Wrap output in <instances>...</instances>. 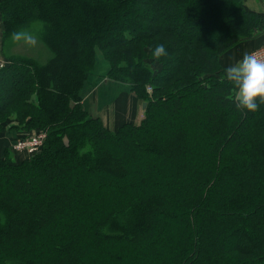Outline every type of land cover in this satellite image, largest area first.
Wrapping results in <instances>:
<instances>
[{
	"label": "trees",
	"instance_id": "obj_1",
	"mask_svg": "<svg viewBox=\"0 0 264 264\" xmlns=\"http://www.w3.org/2000/svg\"><path fill=\"white\" fill-rule=\"evenodd\" d=\"M0 16L6 37L41 22L53 53L0 69V119L46 131L36 154L0 159V264H264V104L238 108L220 62L264 28L258 14L243 0H0ZM157 44L169 55L151 72ZM97 51L146 104L138 124L90 117Z\"/></svg>",
	"mask_w": 264,
	"mask_h": 264
},
{
	"label": "crops",
	"instance_id": "obj_2",
	"mask_svg": "<svg viewBox=\"0 0 264 264\" xmlns=\"http://www.w3.org/2000/svg\"><path fill=\"white\" fill-rule=\"evenodd\" d=\"M243 6L247 11L258 14L264 20V0H243ZM257 32L261 34L257 35ZM257 32L253 37L238 43L226 51L221 56L222 65L228 68L240 60L244 53L263 46L264 28ZM105 72L106 69L99 76H103ZM100 78L94 77L92 80L89 78L88 84L86 80L85 89L82 91V98H84L85 102H88L90 99L95 102L93 109L96 115L92 114V116L101 117L110 130H114L123 123H139L141 116H143L142 103H138L137 98L133 94L126 92L118 84L108 80L100 81ZM25 134V132L18 128L15 120L7 124L5 131L0 134V159L5 154L10 158L12 163H19L29 157V155L23 152H17L12 149L15 141L27 136Z\"/></svg>",
	"mask_w": 264,
	"mask_h": 264
},
{
	"label": "clouds",
	"instance_id": "obj_3",
	"mask_svg": "<svg viewBox=\"0 0 264 264\" xmlns=\"http://www.w3.org/2000/svg\"><path fill=\"white\" fill-rule=\"evenodd\" d=\"M260 34L257 32V35ZM10 40L14 44L23 43L26 46H34L37 42L36 36L24 28L13 31ZM151 55L159 61L169 53L165 45L157 44ZM224 78L233 86L234 100L238 108L256 112L259 105L264 104V58L246 52L240 60L225 69Z\"/></svg>",
	"mask_w": 264,
	"mask_h": 264
},
{
	"label": "rangeland",
	"instance_id": "obj_4",
	"mask_svg": "<svg viewBox=\"0 0 264 264\" xmlns=\"http://www.w3.org/2000/svg\"><path fill=\"white\" fill-rule=\"evenodd\" d=\"M153 13H154L153 11H150L148 14L152 15ZM24 29H27L28 31L32 32L36 36L37 42L34 46H26L23 43H20V44L12 43L10 40V37H6V35H4L5 34L4 24H3L1 16H0V57L1 58L3 57L4 59H6L7 62H9L7 58L15 57V58H20V59H22V58L23 59H29V60H32L33 62H35L39 65H46L49 62V60L52 58L53 53H52V50L50 48V45L46 43V41L44 39V35H42V33H43L42 23L39 21H36V22L34 21L27 28H24ZM252 51L253 50H251L250 52H252ZM144 58H145L144 59L145 62H143V64L146 65V67L149 68V70L151 72H155L156 70H159L161 68V65L158 64L156 61H154L152 56H146ZM220 62H221V57H220ZM109 66L110 65H109L108 61L104 59L103 55L99 51H97L93 72L89 76V78H91L90 80H92V78H94V77L100 78L102 75L99 76V74L103 73L106 69L105 74L102 76V78L99 79L100 81L108 80L112 83H116L119 85V87H122L123 89H125L126 92H130L131 94H133V96L135 98H137L134 95V93L132 92L131 87L128 84H125L122 82H117L114 80H110L106 77L107 72L109 70ZM89 78H87V84H88ZM101 79H103V80H101ZM106 82H104V83H106ZM145 92H146V95H148L150 97L152 90L149 87H146ZM137 100H138V103H142V106H143V104H145L144 101H142V99L137 98ZM87 103L89 104L90 117L92 116V114L96 115L94 113V109H93L94 108L93 104L95 102L92 99H90V100H88ZM142 112H143L142 113L143 116H141L140 121L143 119L144 114H145L144 113V107H143ZM92 117H94V116H92ZM0 120L2 121V123H0V125L3 124V131H1V129H0V134L5 131L7 124L11 123V121L15 120L17 122L16 118H14L13 116H7V115H5ZM136 124H138V123H136ZM116 128H118V126ZM35 133H37V134L45 133V136H46V131H38ZM35 133H26L25 135H27V136H25L24 138H27L30 135H34ZM18 140H20V139H18ZM17 141H15V142H17ZM43 144H44V142H43Z\"/></svg>",
	"mask_w": 264,
	"mask_h": 264
},
{
	"label": "built area",
	"instance_id": "obj_5",
	"mask_svg": "<svg viewBox=\"0 0 264 264\" xmlns=\"http://www.w3.org/2000/svg\"><path fill=\"white\" fill-rule=\"evenodd\" d=\"M251 53H255L258 57L264 58V45L254 49ZM7 60L0 57V69L6 66ZM151 89V88H150ZM46 136L45 133L30 135L15 142L12 149L17 152H23L29 156L36 154L41 149Z\"/></svg>",
	"mask_w": 264,
	"mask_h": 264
},
{
	"label": "water",
	"instance_id": "obj_6",
	"mask_svg": "<svg viewBox=\"0 0 264 264\" xmlns=\"http://www.w3.org/2000/svg\"><path fill=\"white\" fill-rule=\"evenodd\" d=\"M146 104H143V107L145 108Z\"/></svg>",
	"mask_w": 264,
	"mask_h": 264
},
{
	"label": "bare ground",
	"instance_id": "obj_7",
	"mask_svg": "<svg viewBox=\"0 0 264 264\" xmlns=\"http://www.w3.org/2000/svg\"><path fill=\"white\" fill-rule=\"evenodd\" d=\"M116 103V102H115Z\"/></svg>",
	"mask_w": 264,
	"mask_h": 264
}]
</instances>
